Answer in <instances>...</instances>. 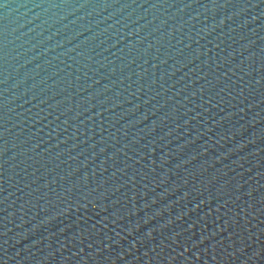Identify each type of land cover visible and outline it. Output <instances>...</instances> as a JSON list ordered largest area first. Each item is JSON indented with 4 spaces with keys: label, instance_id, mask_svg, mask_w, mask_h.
I'll use <instances>...</instances> for the list:
<instances>
[{
    "label": "water",
    "instance_id": "95a60500",
    "mask_svg": "<svg viewBox=\"0 0 264 264\" xmlns=\"http://www.w3.org/2000/svg\"><path fill=\"white\" fill-rule=\"evenodd\" d=\"M0 264H264V0H0Z\"/></svg>",
    "mask_w": 264,
    "mask_h": 264
}]
</instances>
